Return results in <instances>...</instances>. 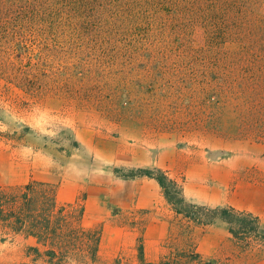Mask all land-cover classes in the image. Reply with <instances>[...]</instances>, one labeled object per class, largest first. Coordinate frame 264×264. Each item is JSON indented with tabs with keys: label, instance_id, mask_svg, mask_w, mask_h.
<instances>
[{
	"label": "rangeland",
	"instance_id": "rangeland-1",
	"mask_svg": "<svg viewBox=\"0 0 264 264\" xmlns=\"http://www.w3.org/2000/svg\"><path fill=\"white\" fill-rule=\"evenodd\" d=\"M161 2L0 0V163L12 156L16 185L83 184L74 202L86 224L100 206L110 222L102 249L127 239L126 228L146 233L145 213L122 211L125 187L113 181L127 179L113 168L151 166H127L125 154L228 140L233 150L260 144L264 155V62L234 57L233 39L208 42L210 31ZM57 193L61 203L69 189ZM136 243L119 249L121 264H137ZM28 245L21 236L0 243V259L50 264L27 256Z\"/></svg>",
	"mask_w": 264,
	"mask_h": 264
},
{
	"label": "crops",
	"instance_id": "crops-1",
	"mask_svg": "<svg viewBox=\"0 0 264 264\" xmlns=\"http://www.w3.org/2000/svg\"><path fill=\"white\" fill-rule=\"evenodd\" d=\"M259 149H262L260 144L245 143L233 150V143L228 140L205 151L179 150L171 143L165 149L157 150L155 155L143 149L127 153L123 161L127 166L162 167L170 175L183 180V192L189 200L249 211L259 217L264 228V155ZM0 165V187L16 185L12 181V156L8 160L6 154ZM113 182L118 192L125 187L120 198L122 211L145 213L146 233L143 237L139 235L138 239L135 226L126 228L127 239H116L113 246L102 249V236L109 222L105 221L106 212L100 206L92 212V222L86 224L84 209L82 225L100 226L97 255L101 261H113L119 249L137 242L136 254L138 245L142 246V261L136 255L137 264H264V243L255 240L249 247H242L224 222L201 225L175 213L155 179L136 177ZM83 188V184L77 182L61 181L58 189H69L68 194L61 195V204L74 202ZM17 236L27 241L28 246L37 245L33 237L12 234L0 228V243L12 241ZM0 262L9 263L2 259Z\"/></svg>",
	"mask_w": 264,
	"mask_h": 264
},
{
	"label": "trees",
	"instance_id": "trees-1",
	"mask_svg": "<svg viewBox=\"0 0 264 264\" xmlns=\"http://www.w3.org/2000/svg\"><path fill=\"white\" fill-rule=\"evenodd\" d=\"M54 2L73 8L84 0ZM149 3L156 9L158 3ZM161 6L175 17L188 15L187 21L210 31L208 42L233 39L241 47L234 57L264 62L263 0H162ZM75 24L73 21L72 25ZM113 172L124 179H155L175 213L201 225L224 222L242 247H249L255 240L264 243V228L257 215L229 205L209 206L189 200L183 192V180L170 175L162 167L126 170L114 167ZM57 189V182L37 179L0 187V228L12 234L33 237L37 245L26 248V255L32 254L33 261L44 256L50 264H68L74 256L81 264L100 262L97 255L99 231L82 225L84 209L81 204L59 203ZM137 251L138 260L142 261L141 244ZM122 259L118 255L113 262L121 264Z\"/></svg>",
	"mask_w": 264,
	"mask_h": 264
}]
</instances>
